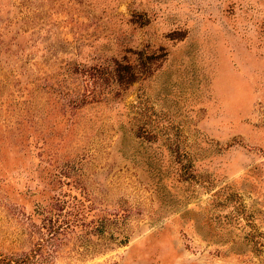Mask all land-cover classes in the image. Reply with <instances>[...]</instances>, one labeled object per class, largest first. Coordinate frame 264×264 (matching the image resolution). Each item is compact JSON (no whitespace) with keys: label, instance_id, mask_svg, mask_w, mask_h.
I'll return each instance as SVG.
<instances>
[{"label":"rangeland","instance_id":"374dc122","mask_svg":"<svg viewBox=\"0 0 264 264\" xmlns=\"http://www.w3.org/2000/svg\"><path fill=\"white\" fill-rule=\"evenodd\" d=\"M34 250L264 264V0H0V257Z\"/></svg>","mask_w":264,"mask_h":264},{"label":"trees","instance_id":"16d2710c","mask_svg":"<svg viewBox=\"0 0 264 264\" xmlns=\"http://www.w3.org/2000/svg\"><path fill=\"white\" fill-rule=\"evenodd\" d=\"M117 76L119 80H123V70L117 71ZM131 75L135 76L134 71H131ZM134 77L131 79L133 80ZM42 246V245H39ZM40 259V254H38L35 250L30 253H22L17 255H12L10 257H0V264H37Z\"/></svg>","mask_w":264,"mask_h":264}]
</instances>
